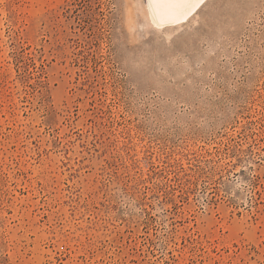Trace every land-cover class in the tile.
I'll use <instances>...</instances> for the list:
<instances>
[{"label": "rangeland", "instance_id": "374dc122", "mask_svg": "<svg viewBox=\"0 0 264 264\" xmlns=\"http://www.w3.org/2000/svg\"><path fill=\"white\" fill-rule=\"evenodd\" d=\"M0 264H264V0H0Z\"/></svg>", "mask_w": 264, "mask_h": 264}, {"label": "bare ground", "instance_id": "6f19581e", "mask_svg": "<svg viewBox=\"0 0 264 264\" xmlns=\"http://www.w3.org/2000/svg\"><path fill=\"white\" fill-rule=\"evenodd\" d=\"M150 20L160 29L177 26L199 13L206 0H147Z\"/></svg>", "mask_w": 264, "mask_h": 264}]
</instances>
